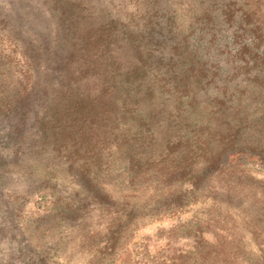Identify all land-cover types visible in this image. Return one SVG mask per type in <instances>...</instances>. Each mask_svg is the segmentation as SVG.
<instances>
[{"label":"rangeland","instance_id":"374dc122","mask_svg":"<svg viewBox=\"0 0 264 264\" xmlns=\"http://www.w3.org/2000/svg\"><path fill=\"white\" fill-rule=\"evenodd\" d=\"M237 52L264 59V0H0V264H264Z\"/></svg>","mask_w":264,"mask_h":264},{"label":"flooded vegetation","instance_id":"af4514ba","mask_svg":"<svg viewBox=\"0 0 264 264\" xmlns=\"http://www.w3.org/2000/svg\"><path fill=\"white\" fill-rule=\"evenodd\" d=\"M234 16V15H231ZM212 60H215L219 62L222 67L217 70V75L218 74H226L229 78L228 82H223L221 84V87H218L217 90L219 92L220 89L223 90L224 94L230 91H234L233 88L231 87V81L234 79H238L237 82L234 83L235 88L241 87V84L243 83V80L240 79L245 75H252L254 69L258 68V73L262 74L263 69H259L260 65L264 66V59H261L260 57H254L251 56L248 59L244 54L241 52H237L235 55H228L225 57H217V58H212ZM204 83L206 80L209 78V75L204 72ZM216 75H213L212 78L215 79ZM209 87L211 84L208 85ZM237 91V90H235ZM222 94H220L221 96Z\"/></svg>","mask_w":264,"mask_h":264}]
</instances>
